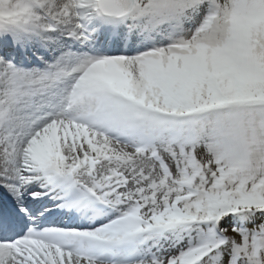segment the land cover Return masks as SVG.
I'll use <instances>...</instances> for the list:
<instances>
[{
	"label": "snow or ice",
	"instance_id": "snow-or-ice-1",
	"mask_svg": "<svg viewBox=\"0 0 264 264\" xmlns=\"http://www.w3.org/2000/svg\"><path fill=\"white\" fill-rule=\"evenodd\" d=\"M0 264H264V0H0Z\"/></svg>",
	"mask_w": 264,
	"mask_h": 264
}]
</instances>
